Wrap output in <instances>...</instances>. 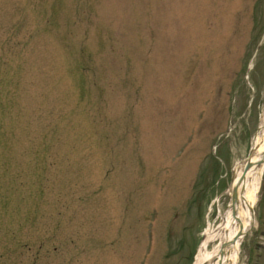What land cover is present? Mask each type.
<instances>
[{
    "label": "rangeland",
    "instance_id": "374dc122",
    "mask_svg": "<svg viewBox=\"0 0 264 264\" xmlns=\"http://www.w3.org/2000/svg\"><path fill=\"white\" fill-rule=\"evenodd\" d=\"M263 109L264 0H0V264H194Z\"/></svg>",
    "mask_w": 264,
    "mask_h": 264
},
{
    "label": "bare ground",
    "instance_id": "6f19581e",
    "mask_svg": "<svg viewBox=\"0 0 264 264\" xmlns=\"http://www.w3.org/2000/svg\"><path fill=\"white\" fill-rule=\"evenodd\" d=\"M255 134L252 157L236 168L230 189L231 206L221 215V223L210 224L194 264H240L246 234L254 227V208L264 177V109ZM213 211V210H212ZM209 212L210 214L212 213ZM212 242H218L211 252Z\"/></svg>",
    "mask_w": 264,
    "mask_h": 264
}]
</instances>
